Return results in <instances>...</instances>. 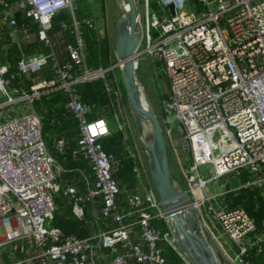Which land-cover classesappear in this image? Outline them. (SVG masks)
<instances>
[{
	"label": "built area",
	"instance_id": "1",
	"mask_svg": "<svg viewBox=\"0 0 264 264\" xmlns=\"http://www.w3.org/2000/svg\"><path fill=\"white\" fill-rule=\"evenodd\" d=\"M155 2L159 16L151 14L150 0H145L143 39L148 47L144 52L161 61L169 81V98L163 102L166 123L184 135L191 154L189 193L202 220L200 205L211 206L206 225L218 228L232 241L239 249L234 261L245 264L242 256L259 247L264 237L244 208L230 209L224 198L255 186L262 190L264 200V0ZM74 4L73 0H21L18 7L38 23L36 38L49 45L52 19L66 9L73 14ZM0 18L6 20L0 28L11 29L14 41L30 40V27L18 26L8 0H0ZM85 24L94 28L93 19ZM74 35L76 44L68 46L71 63L60 65L53 51L19 60L22 75L38 73L50 60L55 63L56 79L35 82L29 92L10 86L8 66L0 55V94L5 97L0 103V250L6 255L2 260L0 253V264H167L160 243L176 246L169 227V233L162 234L152 225L154 219H164L155 189L145 190L146 198L136 192L128 196L133 222L126 223V215L120 212L113 156L102 143L110 128L105 119L89 118L91 110L74 88L104 78L112 69L90 71L76 20ZM58 90L68 95L66 109L78 124L73 156L88 161L94 173L85 192L61 181L64 169L48 147L34 107L35 99ZM20 103L26 105L24 113L9 118L6 110ZM218 127L228 136L219 145L208 134ZM54 142L55 151L64 154L66 139ZM202 166L213 175L208 181L202 177ZM141 168L136 166L134 171L142 177ZM246 174L249 179L244 180ZM211 179L225 185L220 195L208 194ZM61 192L77 219L84 221L89 212L94 224L101 217L115 227L100 229L88 238L50 227L48 220L58 209L55 198ZM217 198L222 201L215 207ZM98 202L101 209L97 212Z\"/></svg>",
	"mask_w": 264,
	"mask_h": 264
},
{
	"label": "trees",
	"instance_id": "2",
	"mask_svg": "<svg viewBox=\"0 0 264 264\" xmlns=\"http://www.w3.org/2000/svg\"><path fill=\"white\" fill-rule=\"evenodd\" d=\"M13 9L14 18L18 26L30 27L31 38L25 41H14L12 30L5 27L0 28V55L1 61L8 66L6 78L10 81L12 88H19L30 91L31 86L41 80H55L54 62L50 60L48 65L36 74L22 75L18 70V62L23 57H31L39 54H56L60 65L71 63L68 51L69 45H75L74 21L79 23V32L83 42L84 53L86 55L87 67L90 71L96 72L100 69H108L113 65V57L108 43L105 42L96 32L95 28H89L85 20L93 19L85 0L75 2L74 13L68 9L60 11L51 21L48 32L49 45L36 38L39 29L32 17L19 9L21 0H8ZM1 19V18H0ZM6 22V20H0ZM76 69L74 70V73ZM76 74H80L78 71ZM80 101L91 110L89 118L91 120L105 119L110 128V134L103 140L104 150L113 156L114 171L113 178L116 181L120 194L118 204L120 212L126 215L125 222L130 223L135 220V215H131L128 203V196L136 192L145 196V190L153 187L143 180L134 169L139 166V159L134 148L132 132L129 130L127 122L123 121L119 128L115 127L114 119L119 116L122 105L128 106L127 96L122 81L117 80L112 72H107L104 78L78 83L74 85ZM68 95L62 91H54L34 100V107L43 124V135L51 152L58 159L64 169L61 181L77 185L82 192H85L87 182L94 180V173L91 165L83 157H74L73 152L77 150L78 124L73 116L66 109ZM57 138L66 139L64 154H59L54 149V141ZM249 179L246 174L244 180ZM154 188V187H153ZM262 190L258 187H250L240 192L231 193L225 196L224 203L227 207L244 208L255 220L257 233L264 237V200L261 195ZM58 209L48 220V225L61 230L66 235H74L79 238H88L98 230H107L115 227L111 220L98 218L94 224L92 215L88 212L84 221L77 219L72 213L71 204L67 197L61 192L55 198ZM97 212L101 209V204H95ZM152 225L162 234L169 233L167 222L163 218H156ZM135 229H137L135 227ZM232 248L231 257L239 253L237 246L227 239ZM163 254L167 264H186L181 253L167 242H161ZM261 249V252L258 251ZM18 257L23 255L16 253ZM245 264H264V241L259 247L251 248L247 255L242 256Z\"/></svg>",
	"mask_w": 264,
	"mask_h": 264
},
{
	"label": "rangeland",
	"instance_id": "3",
	"mask_svg": "<svg viewBox=\"0 0 264 264\" xmlns=\"http://www.w3.org/2000/svg\"><path fill=\"white\" fill-rule=\"evenodd\" d=\"M77 1L78 0H73L74 3ZM86 4L92 13V17L94 20V28L96 32L105 42L108 43L110 52L113 57L112 63L113 65H115L117 63V57L115 54L117 26L124 16L123 2L122 0H85V5ZM138 7L140 9V20L142 28L145 32V30L147 29V9L145 0H139ZM150 7L152 15H160L159 7L156 5L155 0H150ZM147 47L148 42L147 39L144 38L139 48V55L136 58L138 82L148 98L150 107L158 116L161 122L167 144L169 160L174 180L178 185L182 186L185 190L189 191L192 187V182L191 175L187 172L188 169L191 167V154L185 145L184 135L180 131H178L176 127L166 123V113L163 102L169 98V81L165 74V70L161 61L157 57H155V55L150 54L149 52H144ZM112 73L114 74L115 78L120 82V68H113ZM4 101L5 97L0 94V103ZM25 106L26 105L24 103L17 104L13 108L7 109L6 114L10 115L9 118H14L19 115H22L24 113L23 108H25ZM123 121L127 122L129 130L132 132L133 140L135 141L134 148L139 159V165L142 167L141 175L143 177V180L146 183L151 184L152 182L150 178L148 155L146 153L145 148L143 147L152 139L150 128L146 124H142V126L140 127L137 126L134 116L131 113L129 104L128 106H121L119 116L114 119L113 125L119 128ZM208 134L211 138L212 143L217 145H219L222 141L227 140L228 138L227 133L221 127L212 128L211 130H208ZM200 172L202 174V177L207 181L213 176L210 173L209 167H200ZM237 183V181H234V185H236ZM224 186L225 185L222 184L221 180L211 179L207 184L208 194L213 196L220 195L224 191ZM221 201L222 198H217L213 201V205L215 207H218ZM198 210H201L202 215L205 217V220H202L201 213L199 214L202 222L204 237L206 238L210 246L213 248L220 263L238 264L236 263V261H234L235 257H231L225 253L224 247L227 248V244L222 239L216 237L215 232L217 228H209V226L206 225L207 221V224L210 222L206 214L211 216V206L208 203H205L204 205H200V208ZM175 246L176 249L185 258V254L177 247L176 243ZM0 253L2 260H5L6 255H3V250H0ZM186 261L190 263L188 259Z\"/></svg>",
	"mask_w": 264,
	"mask_h": 264
},
{
	"label": "water",
	"instance_id": "4",
	"mask_svg": "<svg viewBox=\"0 0 264 264\" xmlns=\"http://www.w3.org/2000/svg\"><path fill=\"white\" fill-rule=\"evenodd\" d=\"M138 1L122 0L128 8L117 26V63L111 69L120 68L122 84L137 126L140 127L142 119H146L150 128L152 139L143 146L148 155L150 178L177 247L191 264H221L204 237L202 222L189 191L174 180L161 122L147 96L146 101L140 98L142 88L137 78L136 58L143 41V28ZM170 9L174 14L173 5Z\"/></svg>",
	"mask_w": 264,
	"mask_h": 264
},
{
	"label": "crops",
	"instance_id": "5",
	"mask_svg": "<svg viewBox=\"0 0 264 264\" xmlns=\"http://www.w3.org/2000/svg\"><path fill=\"white\" fill-rule=\"evenodd\" d=\"M235 181H237V180H235ZM238 182V181H237ZM236 185H238V183L236 184ZM153 188V187H152ZM154 189V188H153ZM85 190H86V188H85ZM216 237L217 238H219V239H222L226 244H227V248L226 247H224L225 248V253L226 254H228L229 256H230V254H231V251H232V248H231V246H230V243H229V241L227 240V238L226 237H224V236H222V234H221V232H220V230L217 228V230H216ZM219 236V237H218Z\"/></svg>",
	"mask_w": 264,
	"mask_h": 264
},
{
	"label": "bare ground",
	"instance_id": "6",
	"mask_svg": "<svg viewBox=\"0 0 264 264\" xmlns=\"http://www.w3.org/2000/svg\"><path fill=\"white\" fill-rule=\"evenodd\" d=\"M123 7H124V11H126L127 10V8H128V5H126V4H123ZM140 98H141V100L142 101H146V96H145V93H144V91H143V89H141L140 90ZM142 124H146V125H148L147 124V122H146V119H142ZM142 124H141V126H142ZM144 127V126H143ZM145 128V127H144ZM148 128V127H147ZM144 135V134H143ZM143 140V139H142Z\"/></svg>",
	"mask_w": 264,
	"mask_h": 264
}]
</instances>
